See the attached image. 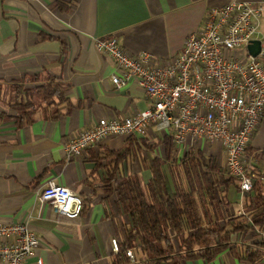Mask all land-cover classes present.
Masks as SVG:
<instances>
[{"label":"crops","instance_id":"0c3cea01","mask_svg":"<svg viewBox=\"0 0 264 264\" xmlns=\"http://www.w3.org/2000/svg\"><path fill=\"white\" fill-rule=\"evenodd\" d=\"M231 1L264 2L0 0V82L48 73L65 82L71 103L55 118L38 111L30 123L22 125L14 119H0V221L28 220L29 228L40 238L37 254L44 264H112L117 252L111 238L122 240L127 217L118 214L115 196L105 193L110 185L106 182L110 154L130 147L131 154L120 162L115 175L121 179L136 174L143 184L151 179L144 160L165 157L164 143L156 146L163 136L153 127L144 137H109L79 155L66 157L62 148L65 138L95 125L100 118H121L152 105L134 82L119 88L113 84L116 64L95 48L94 39L114 36L127 52L145 51L165 59L178 54L188 35L204 26L210 7ZM255 39L264 45V15ZM248 147L251 156L247 161L264 172V116ZM193 148L213 156L221 165L224 162L219 144L203 141ZM173 149L180 161L174 143ZM51 180L83 197L84 208L77 218L59 214L41 200L40 194ZM240 195V191L232 195L238 200L236 212L248 193ZM231 240L232 245L212 259L185 258L179 264H264V256L250 261L239 251L248 247L263 251L264 231L235 233ZM34 260L30 257L27 264Z\"/></svg>","mask_w":264,"mask_h":264},{"label":"built area","instance_id":"2783aa9c","mask_svg":"<svg viewBox=\"0 0 264 264\" xmlns=\"http://www.w3.org/2000/svg\"><path fill=\"white\" fill-rule=\"evenodd\" d=\"M264 15V2L231 1L208 9L204 26L188 35L182 50L160 59L148 52L130 53L116 37L95 38V48L112 58L117 72L111 80L117 88L134 82L151 101L145 110L121 118H100L87 129L65 138L67 158L79 155L106 138L146 136L153 127L171 136L179 157L199 142L219 144L224 152V172L236 178L240 194L248 193L253 176L245 150L264 116V45L256 55L247 45L255 39ZM240 195V196H241ZM44 202L68 218L83 211V197L72 189L49 181L40 194ZM237 215H243V205ZM115 252L120 240L111 238ZM40 238L28 220L0 221V264H44L37 254ZM132 248L125 255L134 260Z\"/></svg>","mask_w":264,"mask_h":264},{"label":"trees","instance_id":"16d2710c","mask_svg":"<svg viewBox=\"0 0 264 264\" xmlns=\"http://www.w3.org/2000/svg\"><path fill=\"white\" fill-rule=\"evenodd\" d=\"M2 88L6 90L1 99ZM67 90L61 78L48 73L0 82V101L10 109L0 106V119H14L22 125L30 123L38 111L55 118L62 108L71 106ZM161 143L165 157L144 160L151 171L146 184L136 174L121 179L115 175L120 162L131 154L130 147L110 154V178L106 181L110 185L105 193L115 196L118 214L127 217L112 264H179L195 257L208 260L232 245L231 235L264 231V172L247 166L253 185L242 201L244 214L237 215L233 206L238 200L232 195L239 192L238 180L227 175L216 158L190 148L177 161L170 137L159 138L156 146ZM250 156L247 147L245 158ZM127 248L134 250L135 261L125 255ZM239 251L250 261L264 256L260 249Z\"/></svg>","mask_w":264,"mask_h":264},{"label":"water","instance_id":"95a60500","mask_svg":"<svg viewBox=\"0 0 264 264\" xmlns=\"http://www.w3.org/2000/svg\"><path fill=\"white\" fill-rule=\"evenodd\" d=\"M260 47L261 41L258 39L251 40V42L247 45V49L252 55H256L260 51Z\"/></svg>","mask_w":264,"mask_h":264},{"label":"rangeland","instance_id":"374dc122","mask_svg":"<svg viewBox=\"0 0 264 264\" xmlns=\"http://www.w3.org/2000/svg\"><path fill=\"white\" fill-rule=\"evenodd\" d=\"M4 90H6V89H4V88L1 89V99H2V96L4 95ZM6 99H8V97H6ZM1 101H0V106L2 108H6L8 111H10V109H8L9 107L5 104V101L4 100H1ZM117 136L126 137L125 135H117ZM233 208L236 209V204H234Z\"/></svg>","mask_w":264,"mask_h":264}]
</instances>
